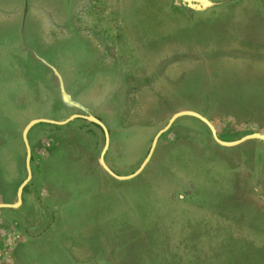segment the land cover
I'll list each match as a JSON object with an SVG mask.
<instances>
[{
    "label": "rangeland",
    "instance_id": "1",
    "mask_svg": "<svg viewBox=\"0 0 264 264\" xmlns=\"http://www.w3.org/2000/svg\"><path fill=\"white\" fill-rule=\"evenodd\" d=\"M212 1L0 0V204L28 176L27 120L79 114L108 131L29 128L31 178L0 207V264H264V138L221 145L181 115L134 177L100 163L107 145V166L132 175L181 111L226 143L264 134V0ZM20 47L46 62L25 80L7 62Z\"/></svg>",
    "mask_w": 264,
    "mask_h": 264
},
{
    "label": "water",
    "instance_id": "2",
    "mask_svg": "<svg viewBox=\"0 0 264 264\" xmlns=\"http://www.w3.org/2000/svg\"><path fill=\"white\" fill-rule=\"evenodd\" d=\"M181 115H193L197 118H199L201 121H203L205 124H207L209 126V128L211 129V132H212V136L213 138L215 139L216 142H218L219 144L221 145H225V146H232V145H237L247 139H252V138H264V134H250V135H247V136H244L242 137L241 139H239L238 141L236 142H233V143H226V142H223L222 140L219 139V137L217 136V133H216V130L215 128L213 127V125L205 118L203 117L202 115L196 113V112H193V111H181V112H178V113H175L169 120V122L166 124V126L160 130L154 137L153 139V143H152V146L149 150V153L146 157V159L143 161L142 165L139 167V169L133 173L132 175H129V176H125V177H122V176H119L117 174H115L108 166L107 164L105 163V160H104V153H105V149H106V146L105 148L103 149L101 155H100V163L102 165V167L110 174L112 175L113 177L117 178V179H121V180H126V179H130L132 177H134L135 175H137L138 173H140L142 171V169L144 168V166L146 165V163L148 162V160L150 159L152 153H153V150L156 146V143L158 141V138L160 137V135L165 132L171 125L172 123L174 122V120L181 116ZM75 118H82V119H85L87 121H91V122H94L98 125H100L102 127V129L104 130V133L106 135V139L108 141V131L106 129V127L104 126V124L97 118L95 117H92V116H84V115H79V114H76V115H72L70 117H68L67 119L63 120V121H53V120H49V119H35V120H32L31 122H29L26 127L24 128L23 130V133H22V137H23V142H24V145H25V148H26V169H27V173H28V176H27V179L19 186L18 190H17V204H0V207H7V208H15L17 207L21 202H22V189L23 187L25 186V184L27 183V181L31 178V168H30V146H29V143H28V138H27V132L29 130V128L37 123V122H44V123H49V124H54V125H57V126H62V125H65L66 123L70 122L71 120L75 119Z\"/></svg>",
    "mask_w": 264,
    "mask_h": 264
},
{
    "label": "crops",
    "instance_id": "3",
    "mask_svg": "<svg viewBox=\"0 0 264 264\" xmlns=\"http://www.w3.org/2000/svg\"><path fill=\"white\" fill-rule=\"evenodd\" d=\"M204 28V26L202 27V29ZM36 49V48H35ZM19 50V54L17 53V51ZM37 52L38 53H35L33 50H30L29 48H17V49H14L13 51H10V57H9V54H8V59H7V62L8 63H12L13 64V66L11 67L12 69L11 70H15L16 69V67L17 66H22L21 68H20V70L22 71V73L24 74L23 75V77H24V80L26 79V78H28L29 77V75H28V71L25 69V66L26 65H28V64H30V65H33V64H35V63H38V64H40L39 62H41L42 63V65L44 66V64H46V62L45 63H43L42 62V60H39V59H41L40 57H38V56H36V55H39V53H41L40 51H38V49H37ZM15 59V60H14ZM9 69V68H8ZM73 71V70H72ZM21 74V73H20ZM28 75V76H27ZM35 76L34 77H37V75L36 74H34ZM56 76H57V78H58V80H55V84H54V86L56 87V89H57V85H58V87H59V81H61V78L59 77V76H61V74L59 73V72H57L56 73ZM78 77V70L76 69V75H75V73L74 72H72V79L73 80H75L76 78ZM56 78V77H55ZM29 82V84H30V81H28ZM22 84V86H24V83L22 82L21 83ZM93 84V83H92ZM10 85H11V90H12V94H10L9 93V98L7 97V99H6V101H12V100H14V99H12V97L14 96V94H13V91H15V88H16V86L18 85L17 83H16V81L14 80V81H12V82H10ZM44 85H46V83H44L43 84V89L45 90V86ZM58 90V89H57ZM51 91H54V88H53V86H52V88H51ZM48 92V91H47ZM56 90L54 91V93H52V94H50L51 96L52 95H56ZM20 95L22 96V97H24L25 95H30V96H36V100L35 101H37V99L41 96V93L39 92V93H34V95H32L31 93H30V91H22L21 93H20ZM38 97V98H37ZM26 98V97H25ZM16 100V99H15ZM23 100H25V99H23ZM29 110V109H28ZM14 117V119H15V115H14V113H13V116H12V118ZM19 117H22V116H19ZM18 118V117H17ZM34 118H38V117H33V118H30L29 120H27V122H26V124L25 125H27L29 122H31ZM32 119V120H31ZM31 120V121H30Z\"/></svg>",
    "mask_w": 264,
    "mask_h": 264
},
{
    "label": "flooded vegetation",
    "instance_id": "4",
    "mask_svg": "<svg viewBox=\"0 0 264 264\" xmlns=\"http://www.w3.org/2000/svg\"><path fill=\"white\" fill-rule=\"evenodd\" d=\"M179 0H173V5L176 3V6L182 7V5L186 8L193 10H205L210 8L216 4L215 1L212 0H181V2H177ZM227 28H231V26H227ZM261 50V49H260Z\"/></svg>",
    "mask_w": 264,
    "mask_h": 264
}]
</instances>
